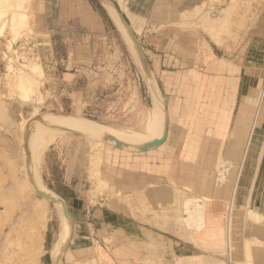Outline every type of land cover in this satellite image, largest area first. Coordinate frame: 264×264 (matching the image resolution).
<instances>
[{"label":"rangeland","instance_id":"rangeland-1","mask_svg":"<svg viewBox=\"0 0 264 264\" xmlns=\"http://www.w3.org/2000/svg\"><path fill=\"white\" fill-rule=\"evenodd\" d=\"M13 1L16 0H0V36L4 34L5 39L17 42V45L23 39L33 38L42 47L37 45L35 57L29 56L30 52L25 49L13 52L15 47L12 49L9 43L0 53V264H38L36 255L44 225L48 216L54 219L59 216L57 208L48 202L44 223H38L32 208L39 197L38 189L34 185L27 187L23 170L27 158L24 140L26 134L38 125L32 121L36 115L71 116L92 121L108 130L114 129L110 131L145 134L159 109L160 118L168 123L167 139L159 148L146 153L123 147L119 150L110 142L85 133L86 137L58 129L38 132L34 137L36 148L39 145L35 168L41 185L57 195L53 189H58L57 183L64 166L76 167L85 180L83 192L93 204L98 195L106 194L108 198L116 172L129 168V162L143 161V167L149 173L153 168V172L164 177L162 182L165 189L172 193L170 199H173L179 223L198 233L204 230L208 216L204 206L212 199L208 195L214 196L213 190L225 187L226 191L222 194L225 206L220 208L217 219L220 238L213 242V252L220 250L221 255L212 256L213 264H218L215 259L222 264H264V0H208L209 8L196 18L169 27L170 33L182 30L177 35L178 40L181 38L188 47L199 46L201 53L209 52L208 46L215 51L218 48L220 55L241 64L244 74L243 84L239 86V95L244 97L236 98L234 86H226L218 96L207 95L202 99L211 108L210 112L202 114L209 123V128L205 130V145H200V140L194 135L195 144L183 146V149L180 142L188 138L192 129L177 128L168 88L163 81L157 80V92L151 89L131 46L98 0L88 2L100 16L104 29L96 36L83 38L81 34L84 31L77 26L62 27L54 32L36 31L30 11L34 8L39 10L41 0ZM109 1L126 11L125 0ZM253 20H258L256 24L261 27L259 38H253L255 30L247 31ZM207 24H218L219 28L209 29ZM147 28L146 32H138L142 37L140 46L144 49H149L151 36L157 34L155 25ZM196 40L201 42L200 45ZM45 42L49 43V47L44 45ZM35 67H39L40 72ZM24 78H29L31 83L20 84L19 81ZM51 99L58 103V107L46 105V100L49 103ZM194 99L192 103H196ZM236 105L243 113L237 114L239 119L235 126L238 124L239 129L234 126L229 144L219 146L216 141L220 124L230 119L227 114L214 110L216 106ZM200 116L198 114L197 119ZM190 118L196 119L192 113L188 114V121ZM194 132L200 134V130ZM52 134L55 135L48 139L47 144V136L52 137ZM41 139H46V143ZM237 141L240 143L234 145ZM42 143L45 144L44 149ZM188 148L191 156H201L207 151L213 159L179 160L181 149L185 153ZM222 152L223 158L220 156ZM216 153H219L218 156ZM156 164H161L157 170ZM233 187L235 191L230 211L229 198ZM169 212L172 210L166 212L164 209L166 217ZM61 234L62 230L59 238ZM244 240L248 241L247 244ZM114 255L98 257V264H125L124 259L118 260ZM64 264H72V259Z\"/></svg>","mask_w":264,"mask_h":264},{"label":"crops","instance_id":"crops-1","mask_svg":"<svg viewBox=\"0 0 264 264\" xmlns=\"http://www.w3.org/2000/svg\"><path fill=\"white\" fill-rule=\"evenodd\" d=\"M60 1L58 3L54 0H41L40 9L34 8L30 11L36 24V31L54 32L62 27L77 26L84 31L83 35L81 34L83 38V36H96L104 29L100 16L88 0ZM125 1L127 2L126 11L120 7L118 9L130 24L138 40H142L138 34L139 31L146 32L151 24L156 26L157 34L150 37L149 49H144V46L142 48L153 79L152 85L148 82L153 89H158L157 80L163 81V85H166L172 97V113L175 115L177 128L192 129L188 138L180 142L181 148L194 145L196 142L194 135L200 140V145H205L207 136L205 130L209 128V123L202 114L210 112L211 108L205 105L202 99L207 95L208 97L218 96L226 86H234L236 98L244 97V95H239V86L244 76L243 66L237 61H230L220 55L218 48L216 53L208 46L209 52L201 53L199 46L198 48L188 47L182 43L181 38L178 40L177 35L182 30L176 29L170 33L169 27L196 18L209 8V1ZM257 21L253 20L247 27V31L255 30L253 38H259L261 32L260 25L256 24ZM5 38L4 34L0 36V53L7 48V43L13 46V42ZM31 40L36 43L33 38ZM198 43L200 45L201 42ZM47 44L49 45L45 42L44 45ZM36 45L42 47L40 42ZM74 77H76L75 74ZM194 97L196 103H192ZM46 105L53 108L58 107V103L52 99L49 103L46 100ZM214 111L227 114L226 116L230 119L229 122L225 121L220 124L219 138L216 141L219 146L228 145L229 136L234 133L232 129L239 119L237 114L239 112L243 114L242 110L239 109V105H236V107L225 106L224 108L216 106ZM190 113L194 114L196 119L193 120L191 117L188 121L187 116ZM198 114H201L199 119H197ZM235 128L239 129L238 124ZM194 130L198 132L200 130V134H195ZM234 143L237 145L240 142ZM125 147V149H130L133 146ZM182 149L179 154L181 161L189 162L200 158L213 159L207 151L201 156L193 154V157L189 148L185 153ZM218 154L216 153L217 156ZM220 156L223 158V152ZM46 158L48 160V156ZM144 165L143 161L129 162L127 164L129 168L115 173L114 181L110 186L113 188L109 190L108 198L106 194L98 195L93 204L90 197L83 192L85 180L79 173L80 169L64 166L60 181L57 183L58 189L53 190L66 202L73 218L74 231L62 264L68 262L70 258L72 264H98L100 258L113 256V254L118 260L119 258L124 259L125 264H197V262L213 264L212 256L221 255L220 250L213 252L215 246L213 242L220 238L221 232L217 219L220 215V208L225 206L222 194L226 188L213 190V193L221 195L220 198L219 195H208L212 198L209 203L204 204L208 216L204 230L198 233L192 228L186 229L179 223V217L174 212L173 199H170L172 193L165 189V184L162 182L164 177L153 172V168L149 173L146 167H143ZM155 167L157 170L161 164H156ZM112 177L109 178L110 182ZM118 181L120 183H117ZM120 191L122 195L118 197ZM167 196L169 197L166 201ZM164 209L166 212L172 210L168 217L164 215ZM59 216L55 219L48 216L37 249L38 264H53V250L62 230V221L60 222L61 217ZM215 262L223 263L216 259Z\"/></svg>","mask_w":264,"mask_h":264},{"label":"bare ground","instance_id":"bare-ground-1","mask_svg":"<svg viewBox=\"0 0 264 264\" xmlns=\"http://www.w3.org/2000/svg\"><path fill=\"white\" fill-rule=\"evenodd\" d=\"M8 1V0H6ZM12 1V0H11ZM20 0H16V1H13V2H16L18 3ZM23 1V0H22ZM25 1V0H24ZM23 1V2H24ZM28 1V0H27ZM3 3V2H2ZM21 3V1H20ZM5 4V2H4ZM102 4L104 6V8L107 10V12L109 13V15L111 16L113 22L115 23V25L117 26V28L120 30L123 38L126 40L127 43H129V45L131 46L132 50H133V53L135 55V58L137 59L136 61L140 62L139 61V58H138V54H137V51H136V48H135V45L133 43V41L130 39V36L128 35L127 31L124 29L122 23L120 22L113 6L111 5L110 1L109 0H102ZM10 8V7H9ZM3 15V13H2ZM16 15V14H15ZM224 16V15H223ZM13 17H14V14H13ZM224 18V17H223ZM14 19V18H13ZM17 19V17H16ZM15 19V20H16ZM225 19V18H224ZM227 19V18H226ZM18 22V21H17ZM1 23V22H0ZM206 23V22H204ZM4 24V23H3ZM209 24V23H208ZM207 24V25H208ZM12 25V24H11ZM16 25V24H15ZM13 25V26H15ZM4 26V25H3ZM209 29H214L217 30V28H219V25H214V24H210L208 25ZM207 27V26H206ZM14 28V27H13ZM201 28V27H200ZM5 30V29H4ZM214 31V30H212ZM1 32V31H0ZM213 33V32H212ZM1 34V33H0ZM215 36V35H214ZM216 41V39H215ZM219 44V42H218ZM139 65V63H138ZM141 65V63H140ZM35 70L36 71H39V67H35ZM42 71V70H41ZM40 72V71H39ZM39 78V77H38ZM29 78H24L22 79L21 81H19V83H31V82H28ZM34 80V79H33ZM147 83H148V80H146ZM19 84V85H20ZM26 85V84H25ZM148 86L150 87V85L148 84ZM147 86V87H148ZM148 87V88H149ZM23 88V87H22ZM25 88V87H24ZM153 89V88H151ZM150 90V89H149ZM153 90H150V92H152ZM155 91L157 92V90L155 89ZM155 93H151V95L153 94H156ZM42 96V95H41ZM155 96H158L155 95ZM154 96V97H155ZM153 97V99H155ZM38 98V97H37ZM155 101V100H154ZM157 102V100H156ZM158 103V102H157ZM159 104V103H158ZM160 105V104H159ZM162 105V104H161ZM155 111V109H154ZM160 113H161V109H159ZM156 112L155 115H154V122L151 123L148 127V129H146V133L145 134H126V133H123L121 131H110V130H114V129H105L103 126L100 127L99 124L96 125V123L92 122V121H89V120H85V119H76L74 117H71V116H64V115H58V114H41L40 116L39 115H36L34 117V119L32 121L35 122V124H38L37 127H33L32 130H30L27 134H26V137H25V144H26V150H27V158H26V162L23 166V170L25 172V176H26V183L27 184V187L28 186H32L34 185L35 187H37L38 191L39 192H43V193H46V194H49L51 196H56L55 194H52L50 193L48 190H46L43 185H41V182L40 180L38 179V175H37V169L35 168V164H36V157H37V151H38V148H39V145H37V148L36 146L34 145V137H36V134L38 132H42V131H46L47 130H54V129H58V130H72V131H76L82 135H84L86 137L85 134H88L90 136H93V137H97V138H100L101 140H103L104 137H111L113 139H115L116 141H118L123 148H126L125 146H133L131 147L130 149L131 150H135L137 147L139 146H143L145 144H148L150 142H154L156 140H160L164 134V129H165V125L167 123V120H164L163 122V118L161 120V122L159 121L161 118H160V113ZM34 113V112H33ZM32 115V114H31ZM30 115V117H31ZM34 115V114H33ZM256 117V116H255ZM165 119V118H164ZM27 120V119H25ZM24 121V120H23ZM26 122V121H25ZM24 122V124H25ZM30 123V122H29ZM164 123L163 127H162V124ZM23 124V125H24ZM253 126V125H252ZM29 127V126H28ZM108 128V127H107ZM162 128V130H161ZM28 130V129H27ZM25 131V130H24ZM250 132V131H249ZM85 133V134H83ZM39 134V133H38ZM51 135V134H50ZM53 135V134H52ZM55 135V134H54ZM54 135L52 137H48L47 136V140L50 138L52 139L54 137ZM46 136V135H45ZM42 138V136H41ZM97 138H96V141H97ZM95 139V138H94ZM99 139V140H100ZM249 139V137H248ZM44 141V139H41ZM45 139V141H47ZM43 142V143H46V142ZM41 142V141H40ZM38 142V143H40ZM49 140L47 141V144H48ZM100 142V141H99ZM102 142V141H101ZM107 142H110L111 144L114 145V142H111V141H107ZM42 143V146H43V149L45 147V144ZM97 143V142H96ZM104 143V142H103ZM94 144V143H93ZM92 144V145H93ZM102 144V143H101ZM125 145V146H123ZM41 146V145H40ZM99 146V145H98ZM96 148L97 146H93V148ZM102 147V146H101ZM246 147V145H245ZM100 148V147H99ZM99 150V149H97ZM97 150H94L97 152ZM244 152V151H243ZM247 152V151H246ZM42 153V148H41V152L40 154ZM245 153V152H244ZM94 155V154H93ZM98 155V154H97ZM243 156V155H242ZM39 158V157H38ZM242 160V159H241ZM98 161V160H97ZM38 162V161H37ZM37 166V165H36ZM37 191V194H38V198L35 200V202L32 204V208L34 210V213L38 219V223H41L45 220L46 216H45V209L47 207V203L50 202L49 200H47L45 197H43L40 193H38ZM234 191H235V188L233 187V191L231 190V198H229L231 201H229L230 203V211L232 209V202H233V197H234ZM193 202V201H192ZM187 203V202H186ZM189 205V203H187ZM60 216L61 219H60V222L62 221V234H61V237L58 239L55 247H54V250H53V259L54 261L53 262H56L58 256L60 255V250L62 248V245L65 243L66 239L68 238V233H69V224H68V220L66 219V217L64 216V211H63V208L60 204H53ZM228 209V210H229ZM199 210V209H198ZM250 212V211H249ZM190 214V212H188ZM33 215V214H32ZM191 215V214H190ZM197 215V214H196ZM197 217V216H196ZM190 218V217H189ZM198 218V217H197ZM230 218V217H229ZM44 223V222H43ZM41 227H42V224H40ZM44 225V224H43ZM45 226V225H44ZM33 227V226H32ZM36 228V227H35ZM34 228V230H36ZM227 228V227H226ZM228 230L227 229V233H228ZM228 243L230 242L229 241V235H228ZM245 244H247L246 242L248 241H243ZM245 247V246H244ZM245 251V250H244ZM248 251V250H247Z\"/></svg>","mask_w":264,"mask_h":264},{"label":"water","instance_id":"water-1","mask_svg":"<svg viewBox=\"0 0 264 264\" xmlns=\"http://www.w3.org/2000/svg\"><path fill=\"white\" fill-rule=\"evenodd\" d=\"M98 1L102 4V0H98ZM111 5L113 6V8H114V10H115L120 22L122 23V25L124 27V29L127 31L128 35L130 36V39L133 41V43L135 45V48H136V51H137V54H138L139 61H140L141 66H142V68L144 70V74H145L147 80L152 85L153 79H152L151 70H150L149 64L147 62L146 56H145L144 52L142 51V48L140 46V43H139V40H138L137 36L133 32L130 24L128 23L126 18L123 16V14L120 12V10L113 3H111ZM60 131L68 132V133H72V134L82 135V134H80V133H78L76 131H72V130H60ZM167 135H168V123H166V125H165L164 134H163V136H162V138L160 140H156L154 142H150V143L145 144L143 146H139V147H137L134 150V152L146 153V152H149V151H152L154 149L159 148L161 145H163L166 142ZM82 136H84V135H82ZM103 141L104 142H107V141L114 142V147L116 149L121 150V148H122V145L118 141H116L115 139H113L111 137H104ZM38 193H40L43 197H45L47 200H49L50 203H52V204H60L62 206V208H63L64 216L68 220V224H69L68 238L66 239L65 243L62 245V248L60 250L61 251L60 255L58 256L56 262H53V264H62L63 257H64V255H65V253H66V251H67V249L69 247V244H70L71 239H72L73 231H74L73 218L71 216L70 210H69L66 202L63 199H61L57 195L56 196H51L49 194H46V193H43V192H39V191H38Z\"/></svg>","mask_w":264,"mask_h":264},{"label":"built area","instance_id":"built-area-1","mask_svg":"<svg viewBox=\"0 0 264 264\" xmlns=\"http://www.w3.org/2000/svg\"><path fill=\"white\" fill-rule=\"evenodd\" d=\"M11 48L12 49L14 48L13 49V52H17L18 49H21V50L25 49L26 51H29L30 52V55L29 56H32V57H35V55L37 54L36 53V51H37V45H36L35 42H33L31 40V38L29 40L23 39L22 41L18 42V45H17V42H15V43H13V46H11Z\"/></svg>","mask_w":264,"mask_h":264}]
</instances>
